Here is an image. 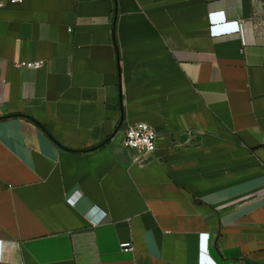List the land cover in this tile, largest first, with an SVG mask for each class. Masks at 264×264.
Returning <instances> with one entry per match:
<instances>
[{
  "label": "crops",
  "instance_id": "crops-1",
  "mask_svg": "<svg viewBox=\"0 0 264 264\" xmlns=\"http://www.w3.org/2000/svg\"><path fill=\"white\" fill-rule=\"evenodd\" d=\"M0 5V264H264L255 0Z\"/></svg>",
  "mask_w": 264,
  "mask_h": 264
},
{
  "label": "built area",
  "instance_id": "built-area-1",
  "mask_svg": "<svg viewBox=\"0 0 264 264\" xmlns=\"http://www.w3.org/2000/svg\"><path fill=\"white\" fill-rule=\"evenodd\" d=\"M25 0H11L12 4H22ZM3 5H0L2 7ZM238 31H240V24L238 25ZM213 33L220 35L218 26L212 25ZM235 32V33H236ZM18 68L28 67L33 69H41L44 66V62L35 63H17ZM159 142V136L156 130L149 124L140 122L131 124L127 127L125 132L124 146L128 149H134L138 151L140 155L139 162L144 163L149 159H152L157 151ZM262 149L264 152V139L262 141ZM205 239V238H204ZM121 249L127 252H134V247L131 243H122Z\"/></svg>",
  "mask_w": 264,
  "mask_h": 264
},
{
  "label": "rangeland",
  "instance_id": "rangeland-1",
  "mask_svg": "<svg viewBox=\"0 0 264 264\" xmlns=\"http://www.w3.org/2000/svg\"><path fill=\"white\" fill-rule=\"evenodd\" d=\"M252 19L256 31L264 35V0H255V13Z\"/></svg>",
  "mask_w": 264,
  "mask_h": 264
}]
</instances>
